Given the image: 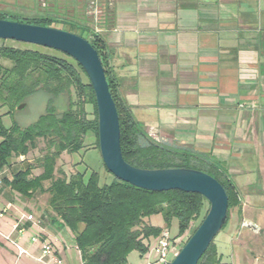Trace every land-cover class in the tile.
Returning <instances> with one entry per match:
<instances>
[{"label": "crops", "instance_id": "crops-1", "mask_svg": "<svg viewBox=\"0 0 264 264\" xmlns=\"http://www.w3.org/2000/svg\"><path fill=\"white\" fill-rule=\"evenodd\" d=\"M111 2L113 23L99 34L123 101L155 141L225 170L242 197L229 225L231 264H264V0ZM17 195L0 187V231L12 233L27 213L54 244L62 222ZM35 221L14 234L32 255L40 250L31 243ZM244 222L262 228V243ZM16 256L0 237V264H18Z\"/></svg>", "mask_w": 264, "mask_h": 264}, {"label": "trees", "instance_id": "trees-1", "mask_svg": "<svg viewBox=\"0 0 264 264\" xmlns=\"http://www.w3.org/2000/svg\"><path fill=\"white\" fill-rule=\"evenodd\" d=\"M65 2L72 6L73 16L61 13L59 0H50L52 7L43 10V14L20 16L0 10V20L56 29L55 25L62 24L69 29L60 30L81 37L88 35L86 39L101 58L117 107L124 160L139 169H192L214 177L225 188L229 198L223 231L229 223L231 209L237 208L241 213L242 207V197L225 170L211 161L209 156L174 149L155 141L134 119L120 95L108 64L105 41L95 32L97 26L104 29L113 23L109 0ZM95 6L99 10L97 24L92 16L85 13L86 8L90 10ZM52 51L62 56L0 46V109L8 108L7 114H11L21 102L40 90L48 95L46 112L29 128L17 124L7 128L0 114V170L6 167L12 173V180L5 179L3 184L23 197L31 198L38 192L47 194L53 217L73 233L83 264H127L133 252L144 256L150 240L161 238L174 220L178 222V233L172 239L182 237L191 225L197 223L194 233L210 208L208 204V209H205L208 202L199 194L151 192L117 179L111 184L100 185L96 172L86 178L85 172L77 171L69 175L65 170H58L61 156L82 150L88 133L96 135L99 146V122L95 93L84 69L66 54ZM66 95L68 109L60 112L57 103L61 104ZM87 106L92 108V117ZM40 142L44 144L41 150L43 155L38 159L37 167L42 169V173L33 176L28 155L38 148ZM18 157L24 159L13 160ZM46 183H49L48 187ZM153 215H162L165 228L144 221ZM44 218L45 215L41 217V222ZM198 264L231 263L224 261V255L214 240Z\"/></svg>", "mask_w": 264, "mask_h": 264}, {"label": "water", "instance_id": "water-1", "mask_svg": "<svg viewBox=\"0 0 264 264\" xmlns=\"http://www.w3.org/2000/svg\"><path fill=\"white\" fill-rule=\"evenodd\" d=\"M0 40L56 50L74 59L94 90L99 122V147L104 165L119 181L151 192L199 194L210 204L208 214L169 264H198L227 221L229 198L214 177L192 169H139L122 154L119 114L101 58L85 38L60 29L0 20ZM25 104L18 106L23 109Z\"/></svg>", "mask_w": 264, "mask_h": 264}, {"label": "rangeland", "instance_id": "rangeland-1", "mask_svg": "<svg viewBox=\"0 0 264 264\" xmlns=\"http://www.w3.org/2000/svg\"><path fill=\"white\" fill-rule=\"evenodd\" d=\"M11 3V0H0V9H4L6 11H10L11 7L7 6ZM11 6V4H10ZM25 11V9H24ZM37 13H44L40 10H35ZM62 13V12H61ZM20 16H29L32 13L31 12H17ZM67 14L71 15L72 11L69 10ZM57 29H69L68 26L57 24L55 25ZM78 33V31H77ZM83 37L88 39V35H83ZM0 46H10V47H16L21 49H31V50H38L43 53H50L55 54L58 56H62L58 53L53 52L52 50H49L47 48L26 44V43H19L12 40H0ZM65 58V56H63ZM84 81L86 82L87 79L83 75ZM64 97V100L61 102V104H58V108L60 112L67 111V105L66 102L67 99ZM74 96V100H75ZM66 100V101H65ZM59 102V101H58ZM21 104H25L24 108L19 110L18 107L11 113L7 114L9 112L8 108L0 109V114L3 115V124L5 127H11L14 124H17L23 128H29L32 126L41 115H43L46 112L47 104H48V95L40 90L36 94H34L32 97L27 99L24 102H21L18 106ZM87 111L90 114V117H92V108L91 106H87ZM144 129V128H143ZM44 144L42 142L39 143V146L36 150H33L28 155V163L33 167V176H37L42 173V169L38 168V159L43 155L41 150L43 148ZM23 158L18 157L17 159H13L14 161H20ZM58 170H65L66 173L69 175H73L79 172H85L86 178L91 174L92 172H96L99 174L100 177V185L105 184H111L113 181H115V176L111 174L109 171H107L102 156L100 147L97 144V137L94 133H88L86 136L84 148L80 150L78 153L70 155L67 153H64L61 156L60 161L57 164ZM59 174H57V177ZM46 187L49 186V183L45 184ZM48 195L43 193H37L33 197H23L20 195H17L18 203H34L38 208H45L48 205ZM249 199V198H248ZM208 202V201H207ZM209 203H206V210L208 209ZM240 215L237 208H233L230 211V219L227 227L221 231L218 236L215 238V243L217 244L220 253L224 255V261L225 262H232L234 259L238 257L237 252H234L231 250L230 247V240L232 237L235 236V227L230 228L229 225L232 222V219L234 216ZM260 215V216H259ZM27 213L19 214L18 218L23 220V222L27 221ZM262 219V213H257V218ZM144 221L147 224L162 227L165 228L164 224V218L162 215H153L151 217L145 218ZM59 226V225H57ZM197 223L194 225H191L190 229L183 235L181 238L182 240V247L185 245L187 240L193 235V231L196 228ZM259 228V227H258ZM60 232L57 235V240L54 242V248L55 250L59 251V254L61 257L68 263V264H83L81 254L79 250L75 246L74 242V235L71 232L70 229H68L66 226L61 225L59 226ZM171 238L176 237L178 233V222L177 220H174L172 223V226L169 230H166ZM40 229L37 225V222L35 221V224L33 226V229L30 231V234L32 237L37 236L40 238ZM256 243H262V228H259V232L256 234ZM161 238H153L150 240L149 243V249L146 255L140 256L138 252H133L128 257V263L127 264H160L159 263V254L156 252V248L159 244ZM3 240V239H2ZM4 241V240H3ZM6 245L13 249L14 252L17 255V251L14 246H12L10 243L4 241ZM10 244V245H9ZM181 247V249H182ZM174 257L171 258L173 260ZM18 264H41L36 262L34 259L29 257H23L18 261Z\"/></svg>", "mask_w": 264, "mask_h": 264}, {"label": "built area", "instance_id": "built-area-1", "mask_svg": "<svg viewBox=\"0 0 264 264\" xmlns=\"http://www.w3.org/2000/svg\"><path fill=\"white\" fill-rule=\"evenodd\" d=\"M111 0H109V5L111 4ZM92 5L95 4L91 2ZM88 15L92 16L95 24L99 21V10L97 7H93L90 9ZM96 33H100V28L97 26L95 29ZM24 159V157H21ZM22 159V160H23ZM7 179L9 181L12 180V173L9 168H2L0 170V187L4 184V180ZM3 213H0V218H3ZM26 222H34L35 218L33 215L27 216ZM40 222V221H39ZM38 222V223H39ZM242 228H251L254 232H259V228L256 225H252L250 223L244 222L242 224ZM25 231L24 223L22 218L19 219L13 226V232L10 234H4L0 231V237L10 243L15 247L17 251V261H19L23 257H29L34 259L36 262L41 264H68L55 250L54 245L48 240H41L37 236L31 238L32 244H40V250L37 255H32L30 251L22 246L17 238L14 237V234L17 233L22 235ZM182 240L181 238L172 239L167 231H164L159 244L156 248V252L159 254V263L160 264H169L172 260V257H175L181 250Z\"/></svg>", "mask_w": 264, "mask_h": 264}, {"label": "flooded vegetation", "instance_id": "flooded-vegetation-1", "mask_svg": "<svg viewBox=\"0 0 264 264\" xmlns=\"http://www.w3.org/2000/svg\"><path fill=\"white\" fill-rule=\"evenodd\" d=\"M66 0H59L60 4H61V12L62 14L67 13L69 10H73L72 6L66 5L67 2H65ZM11 4V6H10ZM8 4L7 6L11 7V11L13 13H17L19 11L22 12H31L32 14L37 13L35 10H47L50 9L52 7V3H50V0H11V3ZM25 9V11H24ZM0 10H4V9H0ZM89 8L87 10L86 8V15H88L89 13ZM69 15V14H68ZM74 12L72 11V14L69 16H73Z\"/></svg>", "mask_w": 264, "mask_h": 264}]
</instances>
